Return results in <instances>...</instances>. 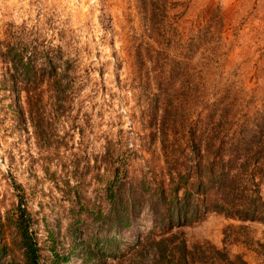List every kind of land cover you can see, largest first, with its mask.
Instances as JSON below:
<instances>
[{
    "label": "rangeland",
    "instance_id": "374dc122",
    "mask_svg": "<svg viewBox=\"0 0 264 264\" xmlns=\"http://www.w3.org/2000/svg\"><path fill=\"white\" fill-rule=\"evenodd\" d=\"M163 1L150 12L140 0H0L7 241L13 233L5 217L19 184L44 253L52 242L60 252L70 248L68 229L77 224L80 241H118L103 263L152 264L151 239L169 236L150 207L152 188L168 182L161 132L177 145L188 125L248 123L261 107L264 0ZM22 56L36 80L20 83ZM174 155L183 157L178 148ZM117 175L138 198L128 226L110 218L106 184ZM255 177L264 198V179ZM180 230L188 245L206 242L231 259L264 264V221L209 212ZM205 261L220 264L210 253ZM68 264L84 263L73 255Z\"/></svg>",
    "mask_w": 264,
    "mask_h": 264
},
{
    "label": "trees",
    "instance_id": "16d2710c",
    "mask_svg": "<svg viewBox=\"0 0 264 264\" xmlns=\"http://www.w3.org/2000/svg\"><path fill=\"white\" fill-rule=\"evenodd\" d=\"M140 1L150 12L154 5L165 4L163 0L158 1H162L160 4L153 0ZM24 58H18L20 83L25 79L36 80L38 76L28 74L31 62L30 59L24 62ZM183 132L184 141L177 145L167 139V130L161 132L168 182L166 188L162 184L152 188L156 203L150 207L159 226L169 236L151 239L149 245L155 250L152 264H204L209 253L220 264H247L239 256L231 259L224 250L210 243L207 249L203 245L206 242L188 245L180 228L201 220L209 212L241 221H264V198L255 177L258 174L264 179V102L248 123L229 126L217 119L200 127L188 125ZM176 148L182 151L181 160L172 156ZM14 187L18 203L5 217L13 236L6 240L0 221V264H68L73 255L80 256L84 264H106L102 258L114 254L118 245L114 237L84 239L85 245L80 241L77 224L68 229V237L72 238L70 248L60 252L57 243L52 242L46 247L48 253H44V246L38 243L32 228L31 212L23 203L21 187L19 184ZM132 190L133 185L118 175L108 180L106 191L113 206L110 215L113 223L129 225V204L131 207L138 201L133 194L129 195ZM125 192L129 197L124 196Z\"/></svg>",
    "mask_w": 264,
    "mask_h": 264
}]
</instances>
